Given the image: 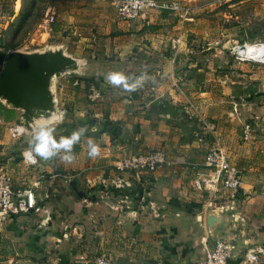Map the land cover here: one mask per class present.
<instances>
[{
  "label": "crops",
  "instance_id": "obj_1",
  "mask_svg": "<svg viewBox=\"0 0 264 264\" xmlns=\"http://www.w3.org/2000/svg\"><path fill=\"white\" fill-rule=\"evenodd\" d=\"M63 1L79 8V18L75 11L68 18V27H76L77 34L68 36L75 56L92 57L101 66L115 67L119 61L109 59L104 64L98 52L103 49L119 54L124 73L133 75L131 80L146 73L150 83L142 84L136 92L123 93L108 85L103 75L95 76L101 78L103 83L97 88L103 90L101 98L92 101L85 94L91 78L60 79L57 93L67 116L62 125L55 126L57 138L81 126L88 129L81 143L75 145V160L71 163L37 157L35 165H26L21 152L28 144L22 138L11 140L7 130L17 124L18 113L0 109V169L11 175L14 189L32 188L37 203L29 213L13 215L0 224V264H94L100 254L109 259V264H190L203 258L204 244L211 246L217 237L234 243L235 257L229 264H237L248 246L264 244V138L255 137L252 125L254 140L243 141L239 136L244 123L264 124L258 122L263 119L264 107L253 103L260 83L254 84L250 91L253 95L246 93L255 77L261 75L258 79L264 82V70H259V64L237 61L223 53L248 39L241 42L231 38V33H240V26L229 29L220 23L227 19L223 17L225 4L227 9L233 8L234 19L247 10L249 23L264 21V0H178L188 8L187 17L171 12L175 15L172 20L166 10H151L145 19L117 23L105 32L103 42L99 30L93 32L95 26L86 28L81 19L88 15L90 23L100 25L103 21H119L110 1ZM17 2L21 7L22 0ZM149 24L153 26L147 28ZM215 33L222 39L205 44L220 60L216 65L208 60L206 67H240L245 74L179 72L181 65L192 68L199 63L185 56L189 50L186 36L208 40ZM175 37H179L177 52L171 44ZM242 96L250 98V103H241ZM191 105L197 106L196 111ZM88 137L98 145L99 155L95 158L88 155ZM216 145L225 149L230 164L239 170L242 184L234 196L192 187L191 165L202 163ZM157 149L171 159H184L187 165L127 174L133 187L125 191L132 205L124 213L110 208L124 190L104 194L87 184V180L109 173L118 157ZM149 202L158 217L153 215ZM222 206L232 209L238 226L210 236L206 213ZM257 264H264V256Z\"/></svg>",
  "mask_w": 264,
  "mask_h": 264
},
{
  "label": "built area",
  "instance_id": "obj_2",
  "mask_svg": "<svg viewBox=\"0 0 264 264\" xmlns=\"http://www.w3.org/2000/svg\"><path fill=\"white\" fill-rule=\"evenodd\" d=\"M110 1L115 9L119 20L132 22L138 19H145L151 10H166L178 12L184 18L189 14L187 7H184L178 0H102ZM55 10L47 4L43 10V17L38 26L51 31V24L54 21ZM174 48L178 47L179 39L172 40ZM239 45H244L243 50H238ZM231 56L237 61H247L254 64L264 65V41H256L252 44L243 42L233 45L229 50ZM62 86V84H59ZM88 98L92 101L101 98V91L93 84L88 85ZM197 106L191 105L192 111H196ZM234 112V109H233ZM2 121L0 119V125ZM11 139L21 138V129L18 124L7 127ZM243 137L245 140L251 136L249 123L243 125ZM28 148L21 152V158L26 165H35L32 159L25 155ZM187 165L184 159H171L160 149L148 153H130L118 157L109 173L101 174L94 180H87L89 186L98 187L107 194L109 190H124L120 193L119 199L110 208L115 212H122L132 205V198L128 191L133 187L132 182L126 177L127 174L138 175L141 172H153L160 166H181ZM194 171L192 187L196 191H208L210 194L227 192L231 196L238 193L242 184L239 170L230 164L228 155L222 146L216 145L204 156L200 164H192ZM103 169V168H102ZM65 179L67 177L65 176ZM68 180V179H67ZM36 196L32 188L14 189L11 175L4 169H0V224L4 223L13 215L27 214L36 209ZM152 213L155 217L159 214L155 212L152 202H149ZM203 258L195 260L190 264H229L235 257V245L231 240L221 237L214 239L211 246L204 244ZM264 256V244L255 243L248 246L237 264H257ZM94 264H109V259L100 254L96 256ZM155 264H165L157 261Z\"/></svg>",
  "mask_w": 264,
  "mask_h": 264
},
{
  "label": "rangeland",
  "instance_id": "obj_3",
  "mask_svg": "<svg viewBox=\"0 0 264 264\" xmlns=\"http://www.w3.org/2000/svg\"><path fill=\"white\" fill-rule=\"evenodd\" d=\"M17 1L18 0H0V48H2L0 50L5 51L7 48L16 49V48H21L25 46L30 47L31 49H34V48H42L45 44H59L62 42H67L68 49L71 52L73 51L72 48L69 46V44H71V40H69L70 38H68V36L72 34H77V33H75L76 31L75 24H73V29L68 27V18L69 16L72 15V13H74V11H75V16L79 18L80 13L77 12V10H79L78 7L73 6L72 3L64 2L63 0H22V4L20 7V3ZM103 2H108V1H103ZM47 4L51 5L55 10L54 21L51 24V31L49 32H47L45 29L38 26V23L43 17L44 7ZM226 5L227 4L224 5L223 11H227V12L225 15H223V17H226L227 19L221 20L220 23H222V25L225 24L227 28L229 29H232L234 27L238 28L240 26V29H239L240 33H237V34L231 33L229 35L231 38L233 37L237 40H240L241 42L242 40L251 39V38L264 39V21L258 20L256 22L252 21L251 23H249L247 10L242 11V12L240 11L241 12L240 15L242 17H238V19H234V14L232 12L233 8L227 9ZM243 6H248V4L244 3ZM240 12H237V14ZM167 13L170 14V17H171L170 19L173 20L175 15L171 13V11H168ZM115 21L114 20L107 21V22L103 21L102 24L100 25L99 23H90V19L88 15H84L81 19L82 25L84 24L86 28H91V26H95L93 27L92 31L94 32L95 28L99 30L97 32L100 33L99 38L101 39V42H103V40H105L107 37L105 35V32H108V30H111L113 27L118 26L117 23L123 22L121 20L119 21L115 20ZM125 23L129 24L131 22H124V24ZM152 26L153 25L149 24L146 27L150 28ZM164 27L167 28L169 26L165 25ZM89 37H86V38H89ZM217 38L222 39V36L219 35L218 33H215L213 36H209V39L207 40V39L201 38V36L187 35L186 36V40H187L186 46L189 50L185 53V56L189 59H192L194 62L197 61L199 63L195 67H192V68H188L185 65H181L180 67H178L179 72L180 71L183 72L184 70H189V71L199 73L204 70H209V71L213 70V73L216 71L215 74L222 72L224 75H230L232 74V71L236 73H240V74H245L243 71H241L243 69H241L240 67L233 68V69L229 67H226V68H215V67L207 68L206 67V63H208L207 62L208 60L214 62L215 63L214 65L217 64L218 60H220V57L219 55H216L215 50L207 49L206 48L207 45L205 44L206 42L212 41ZM226 38H228V36H225V39ZM192 39L194 40L192 41ZM171 44H172V41H171ZM177 48H174L173 50L177 52ZM164 53H168V51H165ZM223 53H227L229 56H231L230 52L227 51V49L225 51L223 50ZM98 55H99L98 57L102 59V62L104 64L109 63L108 61H105L109 59H111L112 61H119L118 66H115V67L104 65L103 66L104 71L108 72V71L116 70V71L125 72L126 68L125 67L123 68L120 65L121 60H120L119 54H111L110 51H105L102 49V51L98 52ZM183 57H184V54L182 58ZM199 69L201 70L199 71ZM259 70H264V65H260ZM159 74L161 77L164 76V72L162 71V69ZM128 76L131 79L133 75L130 73L128 74ZM147 76H148L146 79L147 81L143 82V84L150 83L148 81L150 75L147 74ZM259 77H261V75L251 80V83H252L251 88L247 89L248 91H246V93L250 94V91H252V88H254V84H258L259 82L260 88L256 91L257 93L254 94L253 98H255V102L253 103H257L258 106L264 107V82H262V80L260 81L258 79ZM99 89L102 92L103 89L101 88ZM87 93L88 91L86 90L85 94ZM251 95H253V93H251L250 96ZM260 95H262V97H260L259 99H256V97ZM246 96H249V95H246ZM242 98L243 100L240 101L241 103L243 104L250 103V98H245L244 96H242ZM0 109H3L5 111H9V110L15 111L11 109H6L1 104H0ZM229 116H232V114L230 113ZM261 118L263 119L259 118L258 122H264V108L262 110ZM233 121L234 123H236V118H234ZM251 125L254 126L255 128L252 130V132L256 134L255 137L259 138L261 136L262 138H264V124L262 126H259L255 123H251L250 128H252ZM234 126L235 125H233V127ZM238 129L240 130V127H238ZM239 136H241V139L243 141L254 140V137H252V134L250 138L247 140L244 139L243 132L242 133L239 132Z\"/></svg>",
  "mask_w": 264,
  "mask_h": 264
},
{
  "label": "water",
  "instance_id": "obj_4",
  "mask_svg": "<svg viewBox=\"0 0 264 264\" xmlns=\"http://www.w3.org/2000/svg\"><path fill=\"white\" fill-rule=\"evenodd\" d=\"M256 41L248 39L247 42ZM243 49L244 45L237 47V51ZM103 73V66L97 60L75 56L67 42L34 49L27 46L10 49L0 70V104L18 113L21 138L28 144L34 125L56 126L65 122L67 110L61 106L57 93L60 79L70 76L91 78ZM78 194L82 196L81 192ZM233 214L229 206L208 210L205 223L209 235L235 230L238 223Z\"/></svg>",
  "mask_w": 264,
  "mask_h": 264
},
{
  "label": "clouds",
  "instance_id": "obj_5",
  "mask_svg": "<svg viewBox=\"0 0 264 264\" xmlns=\"http://www.w3.org/2000/svg\"><path fill=\"white\" fill-rule=\"evenodd\" d=\"M105 82L114 89H120L123 93H133L138 91L143 82L147 79L145 73L136 80H131L128 75L122 71H108L102 74ZM88 129L84 126L73 130L70 135H60L57 138L55 126L48 124H36L31 128V135L28 139V149L25 155L36 162V158L50 160L59 158L65 163H71L75 160L73 149L75 145L81 143ZM88 146V155L95 158L99 155L98 145L91 137L86 140Z\"/></svg>",
  "mask_w": 264,
  "mask_h": 264
},
{
  "label": "trees",
  "instance_id": "obj_6",
  "mask_svg": "<svg viewBox=\"0 0 264 264\" xmlns=\"http://www.w3.org/2000/svg\"><path fill=\"white\" fill-rule=\"evenodd\" d=\"M10 48H7L5 51H1L0 50V68H1V65H2V62H3V59H4V56L7 52V50H9ZM104 79V78H103ZM102 80L101 78H97L95 76L91 77V79H89V82L88 84H93L95 85L96 87L100 86L102 84ZM163 107H160V109H162ZM167 109V108H166ZM165 107L163 108V110H166Z\"/></svg>",
  "mask_w": 264,
  "mask_h": 264
}]
</instances>
